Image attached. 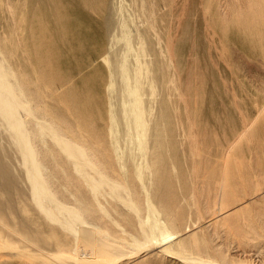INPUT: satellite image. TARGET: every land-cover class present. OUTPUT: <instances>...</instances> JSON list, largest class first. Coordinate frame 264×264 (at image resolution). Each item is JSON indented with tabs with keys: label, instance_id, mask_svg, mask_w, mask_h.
<instances>
[{
	"label": "rangeland",
	"instance_id": "obj_1",
	"mask_svg": "<svg viewBox=\"0 0 264 264\" xmlns=\"http://www.w3.org/2000/svg\"><path fill=\"white\" fill-rule=\"evenodd\" d=\"M73 1L0 0V74L47 187L34 198L0 115V264H264V111L241 135L252 107L241 97L264 92V1L226 14L216 0L157 12L154 0H110L103 14ZM72 5L81 35L101 34L84 62L28 45ZM229 44L232 65L220 66ZM138 90L150 109L141 136ZM52 129L82 154L67 156Z\"/></svg>",
	"mask_w": 264,
	"mask_h": 264
},
{
	"label": "bare ground",
	"instance_id": "obj_2",
	"mask_svg": "<svg viewBox=\"0 0 264 264\" xmlns=\"http://www.w3.org/2000/svg\"><path fill=\"white\" fill-rule=\"evenodd\" d=\"M74 1L77 4V6H80V8H87L88 10L89 9L90 10L97 9V10H99V12L101 14L104 13V11L106 10V6L110 2V0H74ZM249 1H247L248 3L245 1L247 3V5H246V3H244V1L242 2L241 0H216V3L213 0V2L218 5V8L220 9V10L219 9L218 10L221 12H224L225 14H226V12H232V11L237 10L239 8H243L245 6L247 7L248 4H250ZM261 1H264V0H261ZM261 1H259V2L257 1L256 3L258 4ZM144 2L146 3V0ZM150 3H151V0H150ZM132 4H134V3H132ZM257 4L254 3L253 6H256ZM262 4H264V3H262ZM217 5H215L214 7H216ZM135 6H137V5L135 4ZM145 6L149 7L150 10L155 9V11L156 10L159 11L160 9H163L166 6V3H163V0H154L151 5L148 6L146 4ZM145 6H141V7L143 9H145L144 8ZM257 6H259V5H257ZM261 6L263 7V5H261ZM60 7H61V9L59 11L55 12L54 15L51 14L47 17L46 22H42L41 25L36 28V30H34V31L32 30V35H31L30 39H33V40L35 39V40L29 42L28 45L29 44L31 45L34 42L38 45H41L42 50L40 51V54L43 52H47L46 53L47 57H51V58H53L55 55L59 54V52H58V50H56V48H57V46H62V45L65 46V49H66L65 51H68V52L73 53V54H75V53L79 54L80 50L82 49V40L86 44V46H84L82 50L85 49L86 51H88L91 48L92 44H95V42L101 38V34H99V28L92 30L91 28L89 29L88 27H86L85 30L88 31L87 36L86 35L82 36L81 33H83V32H81L82 28L79 27V25L77 24L78 17L76 14L77 12H75L76 11L75 8L72 6L73 7L72 15H68V14H65V12H64V6H60ZM250 7H252V6L250 5ZM256 7H252V8H254V10L255 9L257 10ZM137 8L133 9V6H132V10H137ZM138 10H140V9H138ZM141 11L147 12V10H141ZM245 11H247V9ZM249 11H250V8H249ZM49 23L53 24L54 27L50 29L48 26ZM67 23L71 27L70 29L65 28V24H67ZM96 33H98V37L93 36ZM73 38H74V40H76V44L72 43L73 40H71V39H73ZM68 41L70 43L67 45ZM230 46L231 45L229 44L225 48V52L227 54L225 58H223L222 56L219 57V55H217V57L223 58V60L222 59L218 60V63L220 64V66L223 64V62H227V63L231 64V62L229 61L230 58H228V51H229L228 48ZM45 47H47L46 50H45ZM210 57L212 58L213 56H210ZM210 62H211V64H215V62H217L216 58L210 59ZM74 66H72V67H74ZM2 72L3 71H2V68L0 66V73H2ZM210 76H212V74ZM207 78H208V76H207ZM42 79H43L42 81H44L43 76H42ZM5 81H6V78H4L3 75H1L0 76V86H1V88H3V90H5L7 92L8 98L3 97V96L0 98V115L5 116L6 118L7 117L9 118V126L14 131V134L12 135V141L15 144V146L17 147L19 153H21L23 155L24 162H26L25 164L29 163V165L31 166V170L28 172V177H29L31 185H32V194H33L35 199L39 200V197L37 194V187L41 186L44 191H46L47 187L45 186L43 179L39 175L40 171H39V168L37 165V160L35 158L36 155H35V152L32 148L29 135H28L27 131L24 129L21 120L19 119V116L17 113V108H16L17 100L15 99V97H13L11 90L8 88V85L6 84L7 82H5ZM214 81H215V76H212L208 82L212 85L213 83H211V82H214ZM233 89H235L234 84H233ZM231 93H233L232 95H233V100L235 102V105L236 104L240 105L241 100L238 97L235 90H232ZM241 98L244 99L246 102H249L252 104L251 105L252 107L249 108L247 113L243 115L242 132H241V135H242L262 115V113L264 111V92L261 91V94H259L257 97H253L251 99L249 98L248 95H245V97H241ZM132 103H133V101H132ZM231 103H233V102H231ZM135 105H136V99H135V103L132 104V110H131L132 115H131V117H132V120L135 121L134 124H136L138 122V124H136L138 126V136H141V135L145 134V129H146L147 123H149V117L148 116L150 115V109L148 108V103L145 101V94H144L143 90H138V110H137V107ZM126 107L127 106L125 105V108ZM98 109H100V107ZM152 111H153V109H152ZM52 132L54 133V138H55V140H57L56 142L58 143V146L67 156H69L70 158H74L75 157L74 152H76L77 155H79V156L82 154V150L79 147H77L75 144H73V143L67 141L66 139L60 137L53 129H52ZM94 242L96 244H99V245L104 244V243H102L103 241H101V240H95L94 239ZM105 251L107 253H111L114 250H112L108 245L107 247H105Z\"/></svg>",
	"mask_w": 264,
	"mask_h": 264
},
{
	"label": "crops",
	"instance_id": "obj_3",
	"mask_svg": "<svg viewBox=\"0 0 264 264\" xmlns=\"http://www.w3.org/2000/svg\"><path fill=\"white\" fill-rule=\"evenodd\" d=\"M73 2H74V1H73ZM59 5H60V4H59ZM69 5H71V2H70V4H69ZM75 5H76V4H75ZM72 6H73V5H72ZM73 7H74V6H73ZM71 40H73V41H74V42L72 41V43H73V44H76V40H74V38H73V39H71ZM84 46H86V44H85V42L82 40V49H83V47H84ZM82 49H81V50H82ZM81 50H80L79 54H76V53H75V54H70V55H69V56H70V58H71V60H70V61H73V62H74L75 60H79V61H80V63H81L83 60H81V59H78V57L80 56V54H81V56H82V52H83V54H86V53H88V52H87L85 49H84V50H82V51H81ZM37 53H39V52H37ZM38 55H39V54H38ZM73 57L75 58L74 60H73ZM83 62H84V61H83ZM73 68L75 69V67H73ZM26 98H27V97H26ZM28 101H29V100H28ZM31 108H32V107H31ZM37 115H39V114H37ZM39 116H42V115H39ZM43 117H44V116H43ZM44 118H45V117H44ZM45 119H46V118H45ZM48 120H49V119H48Z\"/></svg>",
	"mask_w": 264,
	"mask_h": 264
}]
</instances>
